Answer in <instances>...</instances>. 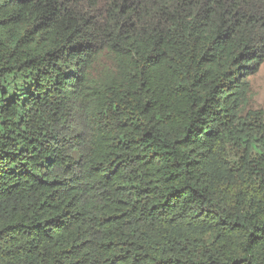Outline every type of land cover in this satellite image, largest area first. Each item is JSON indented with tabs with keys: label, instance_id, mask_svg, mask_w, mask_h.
<instances>
[{
	"label": "trees",
	"instance_id": "obj_1",
	"mask_svg": "<svg viewBox=\"0 0 264 264\" xmlns=\"http://www.w3.org/2000/svg\"><path fill=\"white\" fill-rule=\"evenodd\" d=\"M264 0H0V264H264Z\"/></svg>",
	"mask_w": 264,
	"mask_h": 264
},
{
	"label": "rangeland",
	"instance_id": "obj_2",
	"mask_svg": "<svg viewBox=\"0 0 264 264\" xmlns=\"http://www.w3.org/2000/svg\"><path fill=\"white\" fill-rule=\"evenodd\" d=\"M249 88L241 105V115L252 116L260 113L264 121V65L249 78Z\"/></svg>",
	"mask_w": 264,
	"mask_h": 264
}]
</instances>
